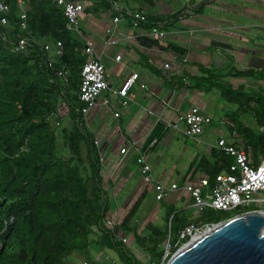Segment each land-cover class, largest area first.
<instances>
[{
	"label": "trees",
	"instance_id": "obj_1",
	"mask_svg": "<svg viewBox=\"0 0 264 264\" xmlns=\"http://www.w3.org/2000/svg\"><path fill=\"white\" fill-rule=\"evenodd\" d=\"M113 1L95 0L85 10L94 15L104 13L111 10ZM0 2L8 7L6 13H0V264H65L72 253L90 246L94 227L101 232L96 244L116 251L122 264L143 263L116 241L119 232L133 235L134 243L149 255V264L162 263L164 252L160 247L169 236L171 251L163 261L166 264L180 248L176 243L179 232L190 223L181 211L170 206L164 217L165 226L149 225L148 234L140 237L132 222L144 193L116 227V233L102 225L108 202L100 177V158L83 120L82 109L87 105L78 97L80 73L86 62L84 42L66 29L67 20L52 0ZM130 2L142 7L152 6L154 0ZM3 18L6 25L1 23ZM155 20L148 18L143 26H150ZM22 38L28 47L13 52L12 44ZM46 42H59L62 55L50 57L41 46ZM230 71L217 75L203 70V75L189 86L218 90L226 102L236 105L225 117L232 125H227L228 131L235 132L254 157L264 155V133L259 131L264 128V89L248 93L243 85L233 89L220 80L231 76L264 82V69ZM62 104L70 122V127L60 129L67 158L58 153V135L52 126ZM248 113L254 120V129L242 122ZM212 158L210 169L206 166L209 163L200 162L193 166L192 174L206 172L212 182L217 174L228 172L234 162L217 150L212 151ZM208 214L202 213L195 225H215L238 215L214 220L207 218Z\"/></svg>",
	"mask_w": 264,
	"mask_h": 264
},
{
	"label": "crops",
	"instance_id": "obj_2",
	"mask_svg": "<svg viewBox=\"0 0 264 264\" xmlns=\"http://www.w3.org/2000/svg\"><path fill=\"white\" fill-rule=\"evenodd\" d=\"M94 1H84L77 36L92 43L93 57L104 65L108 84L83 116L102 159L100 177L108 202L104 219H114L117 227L142 194L144 199L154 198L152 186L143 183L136 162L140 157L150 166L155 183L178 185L164 200H155L160 203L158 208L165 206L164 217L170 206L183 213L192 208L190 197L182 190L184 183L208 177L206 172L192 174L193 166L207 162L210 169L214 163L212 151H218L220 139L229 144L240 142L239 138L226 139L224 130L215 124L195 138L183 136L185 125L180 119L191 107L210 118L225 111V99L218 90L203 91L189 85L203 75V70L225 75L231 69H264V0H154L152 6L142 7L130 0L113 1L129 11L144 13L147 19H156L153 23L162 24L161 30L166 33L162 39L150 35L152 23L134 27L127 19L115 23L118 15L111 10L95 15L87 12L86 7ZM165 64L169 69L163 68ZM134 74L137 79L123 98L118 91ZM220 80L233 89L241 85L256 92L264 89V82L251 78L230 76ZM226 114L219 119L225 121ZM122 149L127 153L121 155ZM156 213V209L150 211L143 223L135 217L132 225L140 237L148 234L149 225L156 226ZM188 219L189 224L197 220ZM163 221L161 226H165ZM92 231L90 246L72 253L65 264H122L117 252L96 244L101 237L98 227ZM118 235L127 239L125 246L137 260L147 254L134 243L132 234ZM149 261L148 255L143 264Z\"/></svg>",
	"mask_w": 264,
	"mask_h": 264
},
{
	"label": "built area",
	"instance_id": "obj_3",
	"mask_svg": "<svg viewBox=\"0 0 264 264\" xmlns=\"http://www.w3.org/2000/svg\"><path fill=\"white\" fill-rule=\"evenodd\" d=\"M59 6L67 20L66 29L72 33L79 34V19L84 12V2L70 1V0H52ZM20 5L22 4L19 1ZM8 7L0 2V13H6ZM111 11L118 16L114 18L117 23L120 19H127L131 25L138 27L147 24L148 19L142 12H132L122 8L118 3L111 2ZM21 19L24 20L25 16L22 15ZM1 23L6 25V20L1 19ZM21 29H25V24H21ZM150 35L156 39H162L166 33L162 31V24L152 23L150 26ZM5 39V38H3ZM114 44V42H111ZM42 49L50 57H60L62 55V45L57 43H42ZM28 47L26 39H19L15 44H12L11 49L13 52H20ZM94 50L92 43L84 42L83 55L86 56V62L82 67L80 73V86H79V101L86 104L87 107L82 109V114L85 116L88 109L93 105L94 101L100 93L108 88L105 80L104 65L93 57ZM120 57H116L118 61ZM51 67L50 64H48ZM164 69H169V65H163ZM59 77L63 73L60 72ZM137 79V74L132 75L118 91V95L123 98L126 97L128 89L132 86ZM126 104V102H123ZM118 114H115L117 117ZM185 125L182 132L186 138H195L200 136L204 130L211 126L213 121L210 117L204 115L197 107H191L186 114L180 119ZM58 125V123H57ZM221 125L232 126L227 120L221 121ZM260 132L264 133V128H260ZM231 137L239 138L238 144H229L225 140L220 139L217 142V149L219 152L232 157L234 162L229 167L228 172L217 174L213 181L210 182L209 177L203 176L195 181L184 183L182 190L188 194L191 199L192 208L198 213L210 211H223V212H237V216L245 215L251 212H258L264 215V156L257 154L256 157L252 154L250 148L244 145L240 137L235 133H230ZM97 145V142H94ZM127 153V149L120 151L121 155ZM100 161L102 159L100 158ZM137 164L140 167V174L145 185L152 186L155 193V200L162 201L171 191L178 189L177 184H172L166 187L160 183H155L151 177V168L143 158L137 159ZM102 225L111 233H114L116 223L114 219H103ZM209 225L197 227L195 224H189L182 231L179 232L177 244L180 248L186 245L189 241L193 240L195 236H201L209 229ZM213 226V225H211ZM201 234V235H200ZM115 239L123 245H127V239L115 235ZM189 239V240H188ZM188 240V241H187ZM166 250L164 252V259L170 255L171 247L169 245V237L164 243ZM162 264H164L162 262Z\"/></svg>",
	"mask_w": 264,
	"mask_h": 264
},
{
	"label": "water",
	"instance_id": "obj_4",
	"mask_svg": "<svg viewBox=\"0 0 264 264\" xmlns=\"http://www.w3.org/2000/svg\"><path fill=\"white\" fill-rule=\"evenodd\" d=\"M166 264H264V215L251 212L217 223Z\"/></svg>",
	"mask_w": 264,
	"mask_h": 264
},
{
	"label": "rangeland",
	"instance_id": "obj_5",
	"mask_svg": "<svg viewBox=\"0 0 264 264\" xmlns=\"http://www.w3.org/2000/svg\"><path fill=\"white\" fill-rule=\"evenodd\" d=\"M246 92H248V93H256V91L254 89H252V90L251 89H246ZM222 103L225 106V111H224V113L222 112V113H217V114L212 115V117H211L213 119L212 120L213 121L212 124H215L216 126L221 127L224 130V132H225L224 137L226 139L230 140V137H231L230 132L226 129L227 128L226 126H220V123H221L222 119L220 120L219 118L224 116L227 112H231V111L235 110L237 106L236 105L234 106L233 104H229V103H227L225 101H222ZM67 111L68 110H67V108L65 107L64 104L60 105L58 107V115H57V117L52 120V126L56 129V132H57V135H58L57 136L58 137L57 138V150H58V153L61 156H63L64 158H67L69 154H68V152H67V150L65 148V145L63 143V138L61 136L60 129L62 127H67V128L70 127V122H69V119L67 117ZM242 122L246 126L252 128V129L255 128L254 120L252 119L251 115H249V113L247 115H244V117L242 118ZM57 123H58V125H57ZM209 138L212 141L214 139L212 135H210ZM83 153H84V150H83ZM261 156H264V155L261 154ZM159 204L160 203H157L155 201V196H154V198H153V195L149 196V197H146L144 199L142 205L140 206L139 211H138L137 220L139 218L141 223H143L145 218L148 216L147 214L150 211L156 209V212H157L156 216H157V220L158 221H156L155 224H156V226H160L161 227V225H162L161 221H163V217H164L163 214H164L165 206L162 205L161 208H158L157 205H159ZM178 209H180V208L178 207ZM208 212H209V214L207 215V218H211V219H214V220H223L225 218H228V217H231V216L237 214L236 211L235 212H223V211H210V210H208ZM182 215L186 216L187 218L196 217V219H199L202 216V214L198 213L195 209H192V208L183 211ZM208 227L210 228L212 226L209 225ZM202 229H205V226ZM168 237L169 236H167V239H168ZM165 247H166V245L162 244L160 249L162 250V248H163V250L165 252V250H166ZM132 250L135 251V246H133V244H132ZM113 252L116 253V251H113ZM116 255H117V253H116ZM147 258H148V255L145 254V253L143 254L142 257L138 256V260L142 261V263H147Z\"/></svg>",
	"mask_w": 264,
	"mask_h": 264
},
{
	"label": "bare ground",
	"instance_id": "obj_6",
	"mask_svg": "<svg viewBox=\"0 0 264 264\" xmlns=\"http://www.w3.org/2000/svg\"><path fill=\"white\" fill-rule=\"evenodd\" d=\"M200 235H201V234H200ZM198 237H199L198 235H197V236H195V237L193 238V240H194V239H197Z\"/></svg>",
	"mask_w": 264,
	"mask_h": 264
}]
</instances>
